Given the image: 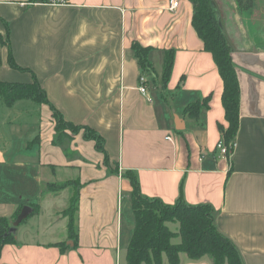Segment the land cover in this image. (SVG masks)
I'll return each mask as SVG.
<instances>
[{"label": "crops", "instance_id": "obj_1", "mask_svg": "<svg viewBox=\"0 0 264 264\" xmlns=\"http://www.w3.org/2000/svg\"><path fill=\"white\" fill-rule=\"evenodd\" d=\"M231 4L239 15L236 0ZM168 5L169 0H68L65 5L0 0V39L5 43L9 32L10 41V48L0 41V84H30L36 76L67 121L104 138L111 169L120 172H111L104 154L83 134L74 137L68 153L55 146L50 105L0 102V218L12 222L21 207L40 205L18 227L16 243L1 249L0 264H126L135 229L133 188L122 176L129 170L149 198L212 205L217 228L234 242L244 263L264 264V43H232L220 20L241 90L236 147L222 157L220 125L228 127L222 77L193 27L192 2L180 0L174 12ZM134 44L154 49L153 70L142 69ZM10 49L16 63L30 71L10 66ZM170 50L175 51L172 73L162 86ZM142 76L146 95L139 90ZM209 96L198 122L184 114L190 103ZM17 108L18 114L9 113ZM176 116L185 123L182 131ZM68 181L82 185L76 242L64 214L70 189L42 194L48 184ZM124 193L130 199L126 211ZM181 264L214 263L181 254Z\"/></svg>", "mask_w": 264, "mask_h": 264}, {"label": "trees", "instance_id": "obj_2", "mask_svg": "<svg viewBox=\"0 0 264 264\" xmlns=\"http://www.w3.org/2000/svg\"><path fill=\"white\" fill-rule=\"evenodd\" d=\"M45 1V0H43ZM194 6L193 27L204 41L205 50L210 52L224 83L222 102L225 109L228 127L220 125L222 138L227 147L236 141L240 123L241 90L236 67L233 62V47L224 33L214 0H190ZM6 44L10 48L9 32ZM133 50L144 71L153 70L150 54L152 47L133 45ZM175 51H166L162 72V86L168 83ZM9 64L12 68L28 72L30 70L19 66L14 60L10 49ZM30 84H0V102L13 106L19 100H33L39 104L50 105L56 122L53 144L60 146L68 153L69 145L74 137L83 134L86 141H94L96 149L105 156V163L111 169V160L106 151L104 138L87 125H76L67 121L48 100L45 90L37 77ZM211 97L190 103L184 114L198 122L202 110L209 107ZM112 173L120 174L118 167L111 169ZM122 176L132 185L131 201L135 217L133 237L127 249L126 264H181V254H187L192 260L204 257L212 259L214 264H245L233 241L223 235L215 224V209L210 204L190 205L180 198L173 205L166 204L158 198H149L142 194L136 173L126 171ZM75 187V190L73 189ZM78 181L48 184L42 191L60 194L63 190L71 189L72 196L64 214L69 217L70 238L76 242L77 226L76 213L78 210L80 189ZM33 214L40 210L39 204H32ZM24 207V206H23ZM14 216L18 217L22 208ZM12 222L5 217L0 218V252L8 244L16 243V234L9 233ZM25 222V221H24ZM23 222V223H24ZM169 224H178V231L170 229ZM180 239L179 243L174 240Z\"/></svg>", "mask_w": 264, "mask_h": 264}, {"label": "rangeland", "instance_id": "obj_3", "mask_svg": "<svg viewBox=\"0 0 264 264\" xmlns=\"http://www.w3.org/2000/svg\"><path fill=\"white\" fill-rule=\"evenodd\" d=\"M215 1L218 2L219 4L217 8V12L219 11L218 15L220 14L219 18L224 24L226 33L229 35L230 37L229 39L232 41V43H236L240 41H246V42L254 41L255 44H259L260 42L264 43V11H262L260 8V6L264 5V2L260 0L259 1L236 0L237 8L239 11V15H237L235 11H233L232 9L231 3L234 0H215ZM236 23L239 24L240 30L236 28L235 25ZM22 103H27V102H22ZM22 105H26V104H22ZM18 109L19 108H17L16 110H12L9 113L18 114L20 111ZM73 189L75 190V187ZM129 200L130 199H127V194L124 193L123 203H124L125 211L128 205H130ZM58 205L60 206V204ZM169 227L171 230L177 232L179 226L178 224H169ZM56 230L58 231L59 228H56Z\"/></svg>", "mask_w": 264, "mask_h": 264}, {"label": "built area", "instance_id": "obj_4", "mask_svg": "<svg viewBox=\"0 0 264 264\" xmlns=\"http://www.w3.org/2000/svg\"><path fill=\"white\" fill-rule=\"evenodd\" d=\"M44 3L50 5H65L68 3V0H45ZM180 0H169L168 9L171 12L176 11L179 8ZM140 92L144 95L147 94V87H146V77L142 76L140 78ZM170 139V138H168ZM236 147V142L232 143L229 147H227L223 141V139L219 142L218 148L221 151V156L226 157L230 156Z\"/></svg>", "mask_w": 264, "mask_h": 264}, {"label": "water", "instance_id": "obj_5", "mask_svg": "<svg viewBox=\"0 0 264 264\" xmlns=\"http://www.w3.org/2000/svg\"><path fill=\"white\" fill-rule=\"evenodd\" d=\"M176 129L178 131H182L185 129V123L182 119H180L178 116H176ZM34 209L29 206L26 205L22 208L20 214L18 215V217L12 222V227L9 231V233L11 234H16L18 227L24 222L26 221L29 216L33 213ZM71 245L73 244L72 242H69Z\"/></svg>", "mask_w": 264, "mask_h": 264}]
</instances>
